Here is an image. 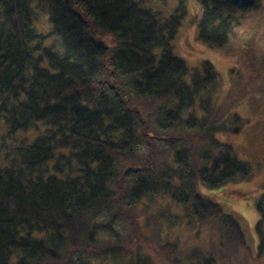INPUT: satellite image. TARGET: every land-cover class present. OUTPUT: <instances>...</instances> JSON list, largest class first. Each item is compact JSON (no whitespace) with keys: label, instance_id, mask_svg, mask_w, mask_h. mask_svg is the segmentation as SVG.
Listing matches in <instances>:
<instances>
[{"label":"trees","instance_id":"1","mask_svg":"<svg viewBox=\"0 0 264 264\" xmlns=\"http://www.w3.org/2000/svg\"><path fill=\"white\" fill-rule=\"evenodd\" d=\"M197 1L199 40L224 52L233 29L264 10V0ZM44 14L46 34L36 26ZM186 15V0L167 18L137 0H0L10 138L0 149V264H235L251 249L246 219L202 192L253 170L216 136L243 122L228 99L214 109L202 98L218 86L215 67L190 70L173 53ZM168 200L187 222V246L163 240L162 227L181 221Z\"/></svg>","mask_w":264,"mask_h":264},{"label":"rangeland","instance_id":"2","mask_svg":"<svg viewBox=\"0 0 264 264\" xmlns=\"http://www.w3.org/2000/svg\"><path fill=\"white\" fill-rule=\"evenodd\" d=\"M137 1L144 7L159 12L164 18L169 17L180 2V0ZM186 7L187 15L182 19L172 42L173 53L176 57L183 59L190 70L200 69L205 62L215 67L219 73L218 86L210 94L204 93L202 98L210 99L214 109L221 107L229 100L233 104L229 112L238 114L243 122L239 133L225 131L217 133L216 136L220 141L230 143L237 157L253 170L248 180L229 184L220 193L218 190L206 188L202 189V192L231 205L246 219L247 234L253 236L255 241L252 242L251 249H240L238 259L234 263L264 264V246L262 249L259 248V241H263L264 244V10L249 13L242 25L233 29L224 52L209 48L198 38L199 22L203 17L202 5L197 0H186ZM36 26L38 31L44 34L52 30L47 14L40 17ZM54 40L55 38L50 39L49 43ZM159 52L160 50L156 49V53ZM247 54L250 58L246 57ZM246 62H251L253 69L246 68ZM143 108L147 111L149 106ZM196 109L198 108H195L197 113ZM223 119L222 122L227 127H238V124L233 123L232 117L225 116ZM6 135L5 122L0 117L1 150L7 148L5 146L9 143L10 138ZM160 147L156 145L155 151L157 152V149L160 151ZM168 205H171L170 210L174 214H179L176 204L170 202ZM180 217V225L174 228L172 233L164 230V227L160 232L163 238L167 233L166 238L173 240L176 237L181 245L187 246L193 243L191 232L185 229L187 222L184 220V215L179 214L177 218ZM174 219L176 218H170L171 222ZM159 220L165 222L162 218ZM163 240L166 241L165 238ZM145 251L153 255L150 248H146Z\"/></svg>","mask_w":264,"mask_h":264}]
</instances>
